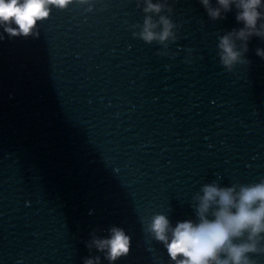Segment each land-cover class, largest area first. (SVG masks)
<instances>
[{
  "label": "clouds",
  "instance_id": "9594fccd",
  "mask_svg": "<svg viewBox=\"0 0 264 264\" xmlns=\"http://www.w3.org/2000/svg\"><path fill=\"white\" fill-rule=\"evenodd\" d=\"M71 2L72 0H0V27L10 38L34 34L38 36L39 33H34V30L38 21L49 16V5L63 9ZM202 3L213 19L220 17L221 8L230 11L231 5H236L239 9L236 20L244 26L220 38V61L228 71H232L237 63H250L241 59L243 53L237 50L236 41L244 42L243 52H247L250 37H264V25L257 27L261 18L258 8L262 0H217L219 8H212L210 0H202ZM144 11L159 13L161 5L152 4L149 0ZM159 23L163 27L157 33L154 31L157 25L151 17L145 20L144 30L140 34L145 42H164L172 36L173 25L170 21L162 16ZM256 55L264 59V50L257 49ZM202 191L203 195L198 197V220L181 221L172 228L166 216L156 215L151 223L155 238L163 242L175 264H250L245 254L256 251L255 244H234L232 241L245 232L249 233V240L264 232V180L252 186H241L238 193L234 188H220L215 184L205 185ZM213 205L216 207L210 212ZM110 232V238L96 239L93 243L101 251L107 249L109 261H116L129 252L130 237L118 227H113ZM221 253H225L227 258L221 259ZM97 262L98 258L86 259L84 264Z\"/></svg>",
  "mask_w": 264,
  "mask_h": 264
}]
</instances>
